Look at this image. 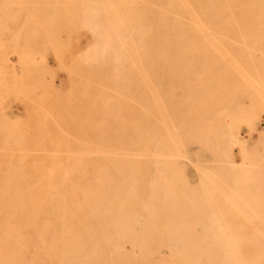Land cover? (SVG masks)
<instances>
[{"label":"bare ground","instance_id":"bare-ground-1","mask_svg":"<svg viewBox=\"0 0 264 264\" xmlns=\"http://www.w3.org/2000/svg\"><path fill=\"white\" fill-rule=\"evenodd\" d=\"M245 49H264V0H0V264H47L52 242L56 262L66 261L62 233L98 189L88 177H103L94 165L120 164L126 152L133 160L147 145L157 110L139 106L141 97L161 98L156 86L174 80L176 56L218 59ZM13 57L21 73L9 77ZM223 58L240 63L238 55ZM134 107L140 115L129 120ZM41 113L50 126L40 124ZM24 213L21 233L16 220Z\"/></svg>","mask_w":264,"mask_h":264},{"label":"rangeland","instance_id":"rangeland-1","mask_svg":"<svg viewBox=\"0 0 264 264\" xmlns=\"http://www.w3.org/2000/svg\"><path fill=\"white\" fill-rule=\"evenodd\" d=\"M212 54L176 56L174 80L156 86L161 98L141 97L139 106L157 110L147 145L133 160L126 152L120 164L94 165L103 177L87 179L98 189L62 233L69 257L61 264H264V49ZM230 54L240 63L223 58ZM12 61L9 77L21 73L18 59ZM221 76L229 80L206 81ZM55 82L66 92L63 78ZM16 107L25 116L24 104ZM137 107L129 120L140 115ZM38 121L52 123L46 113ZM78 135L89 139L83 130ZM20 216L16 225L24 233L28 213ZM51 244L47 264H58V243Z\"/></svg>","mask_w":264,"mask_h":264}]
</instances>
